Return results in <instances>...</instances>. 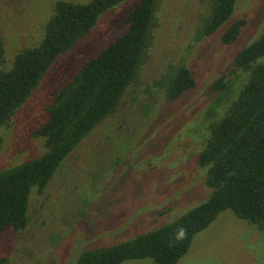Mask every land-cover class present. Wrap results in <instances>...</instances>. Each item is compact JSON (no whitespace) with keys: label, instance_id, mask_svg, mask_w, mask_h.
Masks as SVG:
<instances>
[{"label":"rangeland","instance_id":"1","mask_svg":"<svg viewBox=\"0 0 264 264\" xmlns=\"http://www.w3.org/2000/svg\"><path fill=\"white\" fill-rule=\"evenodd\" d=\"M54 1L0 0V68H8L19 49L39 42ZM134 1L104 11L71 49L54 58L24 103L0 125V168L44 150L42 139L30 131L45 120L60 84L124 30L122 17ZM206 1L157 0L147 59L113 112L64 157L43 191L31 189L27 225L19 232L0 230V264H74L84 250L157 228L209 196L196 157L208 132L204 113L214 94L210 85L229 73L234 54L261 32L264 0H234L225 22L192 39L198 18L206 15ZM238 18L243 19L238 35L222 43L220 34ZM177 61L192 72L193 87L170 101L146 89L166 64ZM118 264L154 261L144 257ZM174 264H264V230L223 209L192 235Z\"/></svg>","mask_w":264,"mask_h":264},{"label":"trees","instance_id":"2","mask_svg":"<svg viewBox=\"0 0 264 264\" xmlns=\"http://www.w3.org/2000/svg\"><path fill=\"white\" fill-rule=\"evenodd\" d=\"M124 1L55 0L39 42L17 51L10 66L0 68V125L24 103L54 58L71 49L104 11ZM156 2L135 0L122 17L124 30L53 93L45 120L30 131L31 136L42 139L44 150L0 168V230L18 231L25 226L31 189L43 191L64 157L113 112L135 71L147 59L157 25ZM233 4L234 0H210L194 38L207 36L225 22ZM242 25V18L230 22L220 41L233 42ZM2 53L0 39V65ZM193 85L192 72L177 61L166 64L146 89L153 88L170 101ZM210 88L214 94L204 113L208 132L196 157L197 165L205 170L209 196L157 228L84 250L74 264H118L144 257L152 258L154 264H174L192 235L223 209L264 230V24L258 36L234 54L229 73L220 75Z\"/></svg>","mask_w":264,"mask_h":264},{"label":"flooded vegetation","instance_id":"3","mask_svg":"<svg viewBox=\"0 0 264 264\" xmlns=\"http://www.w3.org/2000/svg\"><path fill=\"white\" fill-rule=\"evenodd\" d=\"M209 1H210V0H207V1H206L207 11H208V8H209ZM206 15H207V12H206ZM206 15H205V16H206ZM205 16H204V17H205ZM47 17H48V16H47ZM204 17H203V18H204ZM203 18H198L199 22H198V24H197L196 27H195L196 30L198 29L199 26H201V20H202ZM232 21H233V20H232ZM232 21H231V22H232ZM196 30H195V32H196ZM211 33H212V32H211ZM208 35H209V34H208ZM0 39H1V37H0ZM192 39H195V38H194V35H193V38H192ZM1 42H2V41H1ZM188 47H191V46L188 45ZM23 48H24V47H23ZM21 49H22V48H21ZM21 49H19V50H21ZM19 50H18V51H19ZM131 80H133V79H131ZM131 80H130V81H131ZM130 81H129L128 83H130ZM149 85H151V84H149ZM149 85H147V86L149 87ZM124 91H125V90H124ZM123 93H124V92H123ZM165 99H166V98H165ZM150 167H151V166H150ZM41 192H42V191H41ZM41 192H40V193H41ZM38 194H39V193H38ZM84 201H85V199H84ZM78 208H79V209H83V206H82V205H79ZM75 209H76V208H75ZM27 211H28V209H27ZM81 211H82V210H81ZM28 219H29V217H28ZM27 222H28V221H27ZM26 225H27V223L25 224V226H26ZM25 226H24V227H25ZM24 227H23V228H24ZM23 228H21V229L18 230V231H15V232H19V231H21ZM10 230H11V229H10ZM13 231H14V230H13ZM145 232H146V231H145ZM142 233H144V232H142ZM140 234H141V233H140ZM131 238H132V237H131ZM127 239H128V238H126L125 240H127ZM129 239H130V238H129ZM122 241H124V240H122ZM109 245H111V244H109ZM105 246H106V245H105ZM97 247H99V246H97ZM94 248H96V247H94ZM17 258L19 259L18 256H17ZM14 259H16V258H14ZM18 259H16V260H18ZM23 260L29 262V259H28V258H25V259H23ZM33 262H34V261H33ZM33 264H34V263H33Z\"/></svg>","mask_w":264,"mask_h":264},{"label":"clouds","instance_id":"4","mask_svg":"<svg viewBox=\"0 0 264 264\" xmlns=\"http://www.w3.org/2000/svg\"><path fill=\"white\" fill-rule=\"evenodd\" d=\"M183 235V232H181V236Z\"/></svg>","mask_w":264,"mask_h":264}]
</instances>
